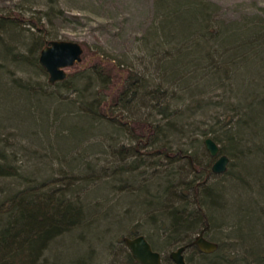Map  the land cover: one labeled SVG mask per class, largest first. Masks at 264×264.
Returning a JSON list of instances; mask_svg holds the SVG:
<instances>
[{"label": "trees", "instance_id": "16d2710c", "mask_svg": "<svg viewBox=\"0 0 264 264\" xmlns=\"http://www.w3.org/2000/svg\"><path fill=\"white\" fill-rule=\"evenodd\" d=\"M155 1L158 17L141 45L145 68L127 65L107 107L114 75L101 61L53 84L66 95L11 77L12 96L0 82V95L14 102L0 103L1 114L30 125L45 148L42 163H24L27 151L9 153L0 135V264H95L104 252L140 264L123 241L114 242L126 228L124 236L160 233L149 240L160 248L188 245L204 230L219 247L204 253L188 246L197 250L190 264H264V23L215 21L214 5L204 0ZM8 16L0 15V46L10 62L47 73L37 54L46 37L28 45ZM3 34L22 50L14 52ZM216 88L224 95L218 106L233 113L218 119L220 129H198L193 114L208 111L206 94ZM195 132H213L220 153L233 160L217 182L207 181L213 170L198 155ZM224 234L239 242L227 256ZM71 241L83 244L76 254Z\"/></svg>", "mask_w": 264, "mask_h": 264}, {"label": "rangeland", "instance_id": "374dc122", "mask_svg": "<svg viewBox=\"0 0 264 264\" xmlns=\"http://www.w3.org/2000/svg\"><path fill=\"white\" fill-rule=\"evenodd\" d=\"M204 1H208L214 5L213 9L210 10V15H212L215 21L226 25L230 23H244V25H248L251 22L255 23L254 21H258L261 24L264 23V0ZM0 15L5 17L9 15L8 17L14 18L20 23V27L26 32L24 38L26 42H28V45L31 43L33 37L39 36L40 34L44 35L47 41L52 39H67L80 42L84 46L83 59L79 64L67 68L69 72L68 77L78 74L83 68L92 65V63L96 61H101L105 66L109 67L114 76L112 84L105 90L107 94L106 107L109 103L113 102L115 95L122 89L128 74V70L126 69L128 68L127 65L133 66L134 69L137 70H144L145 63L141 62L143 61L142 58H144L145 52L143 48H141V45L144 42V36L150 31V28L155 24L158 17L155 0H53V2L52 0H0ZM46 33H49L51 36L46 35ZM2 37L7 44L15 47L14 52L22 50L23 47L20 46L22 44H18L20 40L10 39V37L5 34H3ZM45 44L46 41L42 47H39L38 56ZM10 60L11 58L8 57L4 51V46L3 48L0 46V63H4V65L0 64V82L2 86L9 88L12 96H18V94L13 91L12 80L14 78L11 77L22 79L29 77L32 81L37 80L46 82L50 90L59 91V93L63 95L69 94L65 89L58 88L51 84L49 82L48 73L33 71L31 74L30 71L12 64ZM119 62H121V65ZM122 62H124L125 65H123ZM216 89L217 90H211L206 94V98L213 102V105L209 107L208 111H199L193 114L195 124L199 126L198 129H220L222 123L218 121L221 119L226 120L230 114L233 113V111L229 110L225 112L221 106H218L219 101L223 99L224 95H222L223 90L219 88ZM3 96L4 94L0 95V103L6 101L7 106L12 107L14 102L10 99L7 100V95H5L6 99ZM23 101L20 102L23 103ZM1 113L2 112H0V135L2 137H7L8 142L11 143L8 146L9 153L15 150L22 156V154L24 155L25 153L24 151H27V154L25 153L27 159L23 161L24 163H29L30 159H32V164L37 160L42 163L43 161L39 157L45 152L43 146L44 140H42L44 137L42 138V135L38 133L35 135V131L28 129L30 125L26 126V124L23 125V123L21 126L17 125L19 124L17 121H13V119H9L8 116H3ZM122 118L126 119L125 117ZM145 118L148 120L147 117ZM18 121L21 122L23 120L19 119ZM197 132L199 133V130H197ZM197 132L194 133L193 137L199 138L196 142L197 144L202 143V146L197 149L198 155L201 161H209V170L211 171L217 157H213L210 154L206 147L205 139L208 136L213 137V132H208L203 136H200ZM190 140L191 138L187 141L190 142ZM222 144V142H219L220 146H222ZM191 151L193 150L191 149ZM232 162L233 160L231 159L228 165L229 168ZM258 164L259 161L256 160V158L250 159V168L254 167L257 169L259 166ZM234 166L236 167L237 165ZM202 175L205 177L207 176L205 173ZM215 175H217V177H215ZM220 175V173L214 174L211 171L207 181L209 183L217 182L220 178H218V176ZM1 181H3V179L0 178V182ZM239 190L238 188L236 197L238 196L237 199H242L246 193L244 190L241 192ZM231 199L234 200L233 194H231ZM126 229L120 231L116 237H114L115 235L113 234L112 238L114 237V242L116 241L119 243L120 241L121 243L123 241ZM144 234L152 242L158 239L160 233L157 235L156 232L154 234V232L147 231V233ZM197 234L198 233H195L194 236ZM219 238L224 242L220 250L226 256L228 252H231V248H235L236 245L232 244L239 243L236 239L233 240L234 238L225 234ZM63 239H66V237H63ZM73 241L69 243L73 248L68 250L71 254H76L81 250L83 244L79 242L77 244ZM121 244L122 247L128 249L124 241ZM177 246L178 245L168 246L165 248H160L158 246L154 247L162 252L165 259L164 262L170 263V252L176 249ZM239 247L238 249L241 250ZM96 248L100 249L101 247L96 246ZM196 251V248L187 250L185 252L186 258H188V260L190 257L191 260L194 259ZM235 253H238V251H235ZM236 255L240 254L238 253ZM124 261L122 256L114 252L112 254L104 252L101 258L96 260L95 264H126ZM187 262L190 264L189 261Z\"/></svg>", "mask_w": 264, "mask_h": 264}, {"label": "water", "instance_id": "95a60500", "mask_svg": "<svg viewBox=\"0 0 264 264\" xmlns=\"http://www.w3.org/2000/svg\"><path fill=\"white\" fill-rule=\"evenodd\" d=\"M84 46L74 40L52 39L46 41L42 48L39 61L49 74V82L54 84L63 81L68 77L67 68L79 64L83 59ZM205 144L210 154L217 157L212 170L215 173H222L227 170L230 157L220 153V145L212 137L205 139ZM123 241L132 253L133 258L140 264H163L162 253L153 248L149 239L140 234L134 237L124 236ZM196 245L201 252L212 253L219 247L217 241L209 239L202 230L195 235L194 240L188 245H181L170 252V257L174 261L172 264H187L185 250L187 246Z\"/></svg>", "mask_w": 264, "mask_h": 264}, {"label": "flooded vegetation", "instance_id": "af4514ba", "mask_svg": "<svg viewBox=\"0 0 264 264\" xmlns=\"http://www.w3.org/2000/svg\"><path fill=\"white\" fill-rule=\"evenodd\" d=\"M130 237H132V236H130ZM133 237H134V236H133ZM192 246H196V245H192ZM178 247H179V246H178ZM178 247H177V248H178ZM196 247H197V246H196ZM153 248H154V247H153ZM177 248H176V249H177ZM187 249H188V246H187ZM187 249L185 250V252L187 251ZM198 249H199V248H198ZM174 250H175V249H174ZM129 251H130V250H129ZM160 252H161V251H160ZM185 252H184V253H185ZM161 253H162V252H161ZM185 257H186V255H185ZM170 258H171V257H170ZM162 260H163V264H172V263L174 262V261L172 260V258H171V262H170V263H165V262H164L165 260H164L163 254H162ZM186 260H187V259H186ZM187 264H188V262H187Z\"/></svg>", "mask_w": 264, "mask_h": 264}]
</instances>
